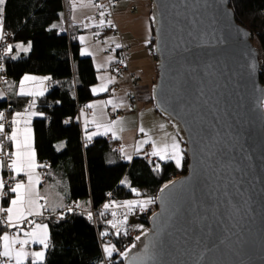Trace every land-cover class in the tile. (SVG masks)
I'll return each mask as SVG.
<instances>
[{"label":"water","instance_id":"water-1","mask_svg":"<svg viewBox=\"0 0 264 264\" xmlns=\"http://www.w3.org/2000/svg\"><path fill=\"white\" fill-rule=\"evenodd\" d=\"M149 20L152 104L187 164L119 260L264 264V86L252 35L229 0H150Z\"/></svg>","mask_w":264,"mask_h":264},{"label":"trees","instance_id":"trees-1","mask_svg":"<svg viewBox=\"0 0 264 264\" xmlns=\"http://www.w3.org/2000/svg\"><path fill=\"white\" fill-rule=\"evenodd\" d=\"M229 7L236 22L252 35L260 58L259 80L264 86V0H229ZM3 9V32L11 36L10 44L31 45L28 54L16 59L11 54L5 55L3 49L0 57L3 66L0 75L5 77L3 87L7 81L18 83L25 75H49L55 83L36 101L38 116L31 127L37 163L42 165L47 180L61 184L66 190L68 207L59 218L47 217L45 212L31 219L42 220L49 230L48 247L38 264H121L118 252L131 242L105 230L103 205H122L143 195L154 200L162 185L185 173L187 159L184 156L181 170L172 161L154 159L150 166L144 156L123 160L115 150L118 141L114 139L98 136L86 141L77 113L95 99L91 89L97 83V71L90 57L80 55L81 44L68 29L65 34L51 28L60 19L63 0H5ZM151 47L152 39L148 43V48ZM120 51L117 48V59ZM28 100V97H8L0 101V111L11 117L24 110ZM2 173L5 176V170ZM125 177L127 185L121 183ZM12 196L10 187H4L2 207L8 206ZM86 199L90 202L88 212L93 210L95 219L72 206ZM5 217L6 214L2 224L12 235L15 230L10 233ZM23 226L30 225L25 222ZM103 237L107 238L106 245L112 244L117 251L111 257L104 255V247L99 244ZM24 264L32 261L27 259Z\"/></svg>","mask_w":264,"mask_h":264},{"label":"crops","instance_id":"crops-1","mask_svg":"<svg viewBox=\"0 0 264 264\" xmlns=\"http://www.w3.org/2000/svg\"><path fill=\"white\" fill-rule=\"evenodd\" d=\"M66 1L67 0H63L64 9L61 13L60 19L58 21L54 22L51 25V28L58 29L61 32V30L63 29V21L65 20L66 24H67V29L69 30V32H71V34H73V38H76L79 41V43L81 44L80 35L82 33H84L83 32L84 30L83 31L80 30V29H82L80 27V24H81L80 22H77L75 20L71 21L70 19H72V16L68 17V11L66 10ZM132 1L133 0H126L125 7H127L129 4H131ZM94 3L96 5L102 4V6L100 8H103L105 6L104 0H100L99 3H96L94 0ZM121 6H122V1L119 0L117 8L115 7L116 9H114V21L116 24V28L119 31V36H115V38L119 39L118 44L120 45V47L123 46L126 50L127 62H128L127 63V66H128L127 70L128 71H122V70H119L116 68V64H117V54H116L117 48H116L115 49V57H114V60L110 63V66H112L111 72L114 74H117V75L109 78L107 85L104 87V89L101 92H99V94L97 91L95 93L93 92V89L95 88L94 86L91 89L92 95L95 98L103 97L104 101L103 100L96 101L95 103H93L94 107H92V108L88 107V105H90V103L87 104V106H85V109H81L79 111V113H77V118H78V122L80 124V128L82 131V136L86 141H91L93 138L98 137V136H104L107 139H114V140L118 141L115 150L118 152L120 157L123 160H127V159L131 160L133 157L138 156L137 155V141H138V139L136 141L135 135H139L140 124L142 123V119L143 120H150L151 123H155V125H157L159 127L163 126L161 128H162L163 132L166 134L167 133L169 134L170 129L167 127V125H165V123L160 121L161 119H158L155 117V115H154L155 113H151V107L149 104H147L148 101L144 102L147 99V92L148 91L151 92V86L156 81V76H157L156 74L152 73V74H150L149 77L141 78V76H142L141 63L145 62L150 66L151 65L154 66L156 63V58H155L152 50L150 48H148V43L153 38L152 37L153 33H152L150 40L148 38H146V41H148L147 44H144L145 41H143V39L140 43H135L134 39L132 37H129L124 32V29L122 26H121V28H119V26L117 24L118 22L116 19L118 17L120 20H125V19L129 20V18H135L136 13L130 15V13H129L130 11L127 12V11L123 10L122 8H119ZM125 7H123V8H125ZM132 9H133V7L130 6V10H132ZM93 18L94 17L92 16V19ZM93 21H94L93 31H95L97 29L96 26H98L100 23H98L99 21H97L95 19H93ZM70 24H72L71 25L72 27L70 26ZM68 30H67V32H68ZM114 43H116V41ZM27 46L28 45H25V47H27ZM29 51H27V52L18 51L13 46V51L10 54H11V56H14L15 54L16 55L18 54L20 56L21 54H28ZM105 55H110V53L109 54L105 53ZM25 76H23L21 80H23V78ZM27 76L35 77L36 79L25 81V83H24L25 90L35 92V91H39L42 89L43 95H45V93L47 92V88L45 86L44 76H36V75H27ZM114 77L118 78L119 79L118 81L123 80V79L124 80L127 79L128 84L126 83L127 84L126 87L121 88L122 89L121 92H119V89L116 86L117 85L116 83L118 81ZM20 81L16 84H12V83H9L7 81L3 87V84L5 83L4 82L2 84V86L0 87L2 89V92H0V101L6 100V99H8V97L12 98L14 96L28 97L29 98L28 103H26V107H25V109L28 110V113L25 115L27 116L30 113H36V115L31 116L30 122L26 125V127L30 129V132L28 133V135H29V139H30L31 148L35 153L34 133H33L32 127H31V122L33 121L34 118H36L38 116V113L35 109V103L43 95H35V96L18 95V93L20 91V87H21ZM41 81H42V83H41ZM139 81H141V82H139ZM128 85L130 86V89H131V91L129 93H128V88H127ZM110 88L115 89V91L111 95H108L107 93H108V90H110ZM132 97H135V100H136L135 107L129 106L130 109L127 110V112H126V113L130 114L128 117H130V120H132V123H133L132 124V130L130 131V133L132 135V139L129 140V139H125L123 137V133H121L118 126H121L123 119H124V114H125V112H121V111H124V109L121 107L122 106L126 107L129 100H130V103L132 105ZM128 98H129V100H128ZM33 100L35 101L34 105L32 104ZM106 101H111L112 103H105ZM149 102L152 103L151 98H149ZM140 105H143L141 109H140ZM25 109L20 110L19 112L24 113ZM132 111H134V112L136 111V114H133ZM16 113L17 112L13 113L11 115V117L5 116V119L7 118V121L10 123L8 126L9 135L11 134V126H10L11 125V119ZM103 118L108 122V125L105 128L106 129L105 132H98L97 128L99 127V123H98L97 119H103ZM0 123H2V121H0ZM18 127L21 129H23L25 127V124L23 123V119H22L21 123L18 125ZM113 133H115V136L113 135ZM89 136L91 137V139H88ZM141 136L143 138H146V141H149V140H151L153 142L155 141L153 133L144 132L141 134ZM0 148H1V145H0ZM9 148H10V154L16 150L14 147H12V144H10ZM145 157H150L152 159H156V160L160 161L159 159H157L156 156H145ZM35 162H36L37 167L34 170V175L36 177H38V179L41 180V182H42V184H40V186H39V187H41V189L38 190V198H44L45 199V202H43L41 204L39 203V201H37V204L40 205L38 210H39V212H41V210L44 209L43 206L45 204L47 212L49 213V215H54V214H56L57 216L61 215L63 213V211H65L68 207V204L66 202L65 195H64L66 190L61 188L62 187L61 184L46 179L45 172L41 168L42 165L37 163L36 154H35ZM8 163H10L9 160H8ZM4 168H5V163L0 159V181H3L4 176H3L2 171H4ZM12 174L16 178L15 182L13 183V186L17 181L23 182L24 184L27 181V177L23 173H20L19 175H16L14 173H12ZM42 177H43V179H42ZM42 190H43V192H42ZM2 197H3V193H2V196H0V207H2ZM13 198H15V193H13V196L11 199H13ZM9 206H10V202L8 203V207ZM72 206L75 207L76 209L81 210V211L88 212V210L90 208V202L88 199H86V200L78 202ZM4 214H6V216H7L6 212L0 213V220H3L2 215H4ZM30 217H34V216H30ZM4 225L5 224L0 223V229H1L0 235H3L5 232H7V230L4 229ZM15 233H16V231H15ZM18 248H19V246H18Z\"/></svg>","mask_w":264,"mask_h":264},{"label":"rangeland","instance_id":"rangeland-1","mask_svg":"<svg viewBox=\"0 0 264 264\" xmlns=\"http://www.w3.org/2000/svg\"><path fill=\"white\" fill-rule=\"evenodd\" d=\"M120 1H122V6L119 8H122L123 10H125L127 12L130 11L129 12L130 15L136 13V17L135 18H129V20H126V19L120 20L117 17L116 20L118 22L117 24H118L119 28H121V26H122L124 29V32L129 37H132L134 39L135 43H140L143 39V41H145L144 44H147L148 41H146V38H148L150 40L151 36H152V28H151V24H150V20H149L150 0H133L132 3L129 4L127 7H125L126 0H120ZM101 6H102V4L96 5L94 3V0H67L66 1V10L68 11V17L72 16V19H70L71 21L75 20L77 22H80L81 23L80 27L82 28L80 30L81 31L84 30L83 31L84 33H82L80 35V39L83 38V39H81L80 55L82 57H91L92 58L93 65L97 71V83L94 85V87L97 89L98 94L107 85L109 78L117 75V74H114L111 72L112 66H110V63L114 60L115 49L117 48L116 45L118 44V40H119V39L114 37V35L112 34L111 31L106 32L104 30V25L99 24L98 26H96L97 29L95 31H93V24H94L93 19L94 18L92 19V16L94 17V14L98 10L101 9L100 8ZM130 6L133 7L132 10H130ZM123 7H125V8H123ZM116 8H117V6H116ZM98 23H100V22H98ZM71 25L72 24H70V26ZM97 33H99V35H97ZM102 33H105V34L101 36ZM115 41H116V43H114ZM16 44L17 43L13 44V46L15 47ZM19 44H22L24 47H25V45H28L27 47L29 48V50L31 49L30 44H23V43H19ZM82 52H86L87 54H82ZM105 53H110V55H105ZM14 56L18 57L19 55L15 54ZM259 60H260V58H259ZM263 66H264V63H263ZM141 72H142L141 78L149 77L150 74H152V73L157 75L156 63L154 66H152V65L150 66L145 62L141 63ZM115 79L117 81L119 80L118 78H115ZM139 82H141V81H139ZM126 83H127V79L126 80H124V79L120 80L116 83L117 84L116 86L118 87L119 92L122 91V89H121L122 87H126V85L128 84V83L127 84ZM127 88H128V93H129L131 91L130 86L128 85ZM0 92H2L1 88H0ZM149 98H151V92L150 91L147 92V99L144 102L148 101L147 104H149L151 107V113H155L154 114L155 117L158 119H161L160 121L165 123V125H167V127L170 130H169V134L168 133L166 134L163 132L162 128L155 125V123H151L150 120H143L142 119V123L140 124V129H143L144 131L143 132L140 131L139 135H135L136 141L138 139V141H137V155L141 156V157L152 156L151 152L153 150V143L154 142L158 146H160V145H163L164 143H170L173 137L176 138L177 142L180 145V148L182 149V144L179 141V139L177 138L176 134L174 133L171 125L168 123V121L166 119L161 117L155 111L153 104L151 102H149ZM98 100L104 101V98L103 97L95 98L92 102H90V104L93 105V103H95ZM128 100H129V98H128ZM129 106H131L130 100L128 101V104L126 107L125 106L121 107L124 109V111H121V112H125V114H124L123 122H122L121 126H118V128L121 131V133H123V137L125 139L131 140L132 135H131L130 131L132 130V124L133 123H132V120H130V117H128L130 114L126 113L127 110L130 109ZM142 106L143 105H140V109L142 108ZM132 113L136 114V111L135 112L132 111ZM104 118L103 119H97V121L99 123V127L97 128L98 132H105V130H106L105 128L108 125V122L105 120L106 118L105 119ZM144 132L153 133L155 141L153 142V141L149 140L147 143H143V141H146V138H143L141 136V134ZM7 153H8V155H6V158H7V160H9L11 162L10 148L8 149ZM182 155H183V159H184L185 155H184L183 151H182ZM2 157H4V155L2 154L1 148H0V159L5 163V161L2 159ZM156 157L161 162L172 161L177 170H181L183 168V159L181 160V166L177 167L176 161L174 159L161 160L158 156H156ZM127 160H129V159H127ZM123 181H124L123 185H127V178L126 177L123 179ZM27 183H28V180L25 182V184H27ZM40 184H42V182L39 179H38V183L34 184V191H35V194L37 197H38V190L41 189V187H39ZM3 191H4V188L0 189V193H1L0 196H2ZM42 192H43V190H42ZM139 193H141V192L139 191ZM148 200H151V198L148 195H143V196H138V197L126 200V201H136L139 204V202H141V201H148ZM37 201H39V203L41 204V203L45 202V199L44 198H37ZM151 201H152V203L145 204L144 207L142 208L146 215H147V213H152V212L156 211L155 198H154V200H151ZM43 207H44V209L41 210L40 215H37L36 217L35 216L34 217H28V219L29 220L36 219L40 216H43L45 212L47 214V217H49L50 215L47 212L45 204ZM136 208H141V207L137 206ZM54 215H56V214H54ZM59 217H60V215L56 216V218H59ZM33 221L35 223L46 225V223H44L42 220H33ZM33 227H34V224H32L30 226H23L22 225V228L24 229V231H29ZM11 229H14L16 231L15 228H11ZM17 234L20 235L21 238H23V232H20ZM48 241H49V230H48V226H47V244H48ZM106 246H113V245L108 244ZM25 250L28 251L29 253H31L33 251H44V255H45L46 248H44L43 245H40V244H31L30 243V244L25 246ZM121 251L118 252V257H119V254L121 253ZM115 252H117V251H114L112 254H114ZM104 255L106 257H108L105 253H104ZM0 259H4V258H0ZM27 259H30L32 261L31 256H29Z\"/></svg>","mask_w":264,"mask_h":264},{"label":"snow or ice","instance_id":"snow-or-ice-1","mask_svg":"<svg viewBox=\"0 0 264 264\" xmlns=\"http://www.w3.org/2000/svg\"><path fill=\"white\" fill-rule=\"evenodd\" d=\"M5 4V0H0V41L5 39V34L3 33V5ZM104 13L101 12V16ZM105 21L103 19L100 20V25H103ZM110 23V22H109ZM99 35V33H97ZM83 39V38H81ZM30 47V46H29ZM117 48L120 47L119 44L116 45ZM15 49L18 51L27 52L29 50L28 47H24L22 44L17 43L15 45ZM13 51V46L9 44L6 48H4V54L8 55ZM82 54H87L86 52H82ZM12 59H16V56H12ZM2 65H0V69H2ZM35 77L25 76L23 80L20 81V91L18 95L26 96V95H43V90L39 91H26L24 88L25 81L35 80ZM42 83V81H41ZM97 89H93L95 93ZM35 101H32L34 105ZM105 103H112L111 101H106ZM89 108L94 107L93 105H88ZM28 113V110L25 109L24 113L17 112L11 119V134L9 135L5 131V124L0 123V137L4 140L11 141L12 147L16 150L11 153V162L7 164V168L14 174L19 175L23 173L28 180L27 184L23 182L17 181L14 186H10V191L15 193V198L11 199L10 206L7 208L0 207V213H7L6 223L9 229L15 228L16 233L9 235L5 232L3 235H0V264H7V262L14 261L15 264H24V261L31 256L32 264H38V262H42L44 259V251H33L29 253L25 250V246L28 244H40L43 245L44 248L48 247L47 244V226L39 223H35L33 220H29L28 217L40 215L39 207L37 204V196L34 191V184L38 183V177L34 175V170L37 167L35 162V153L31 148L30 139L28 133L30 129L26 127V125L30 122V118L36 113H30L27 116L25 114ZM5 119V113L0 111V121ZM23 119V123L25 127L23 129L19 128L18 125L21 123ZM163 127V126H161ZM140 131H144L140 129ZM115 136V133H113ZM88 139H91L89 136ZM148 141H143V143H147ZM8 155V153H4ZM152 156H158L161 160L165 159H174L176 161V166H181V160L183 159L182 149L180 148L179 143L176 138L173 137L170 143H164L163 145L158 146L155 142L153 143V150L151 152ZM15 179V176L12 177ZM121 183H124L122 181ZM5 187V182L0 181V189ZM167 187V185L165 186ZM163 191V189H161ZM135 192V189H133ZM138 195V193H136ZM152 203L151 200L148 201H125L122 205H111L105 204L104 209L107 210L110 207L119 206L127 208L131 211L133 208L139 206L141 208L144 207L145 204ZM103 215V213H101ZM113 217H115L116 213H112ZM32 225L34 227L29 231H24L22 225L25 224ZM4 220H0V223H4ZM113 227H116V224H112ZM23 232V238L20 237L17 233ZM103 235V234H102ZM137 240L140 237L136 238ZM19 245V248L16 247ZM134 247V245H133ZM130 250V249H129ZM104 253L111 257L112 253L116 251L113 246H105L103 249ZM121 255L126 256L127 251L121 253Z\"/></svg>","mask_w":264,"mask_h":264},{"label":"built area","instance_id":"built-area-1","mask_svg":"<svg viewBox=\"0 0 264 264\" xmlns=\"http://www.w3.org/2000/svg\"><path fill=\"white\" fill-rule=\"evenodd\" d=\"M96 3H99L100 0H96ZM105 6L98 10L94 14V19L99 21L103 19L105 21L104 30L111 31L114 36H119V31L116 28V24L114 21V9L118 5L119 0H104ZM101 12L104 13L103 16H101ZM110 22V23H109ZM4 33V32H3ZM61 33L67 34V24L66 21H63V29L61 30ZM5 34V39L3 41H0V57L2 55V51L4 48H6L11 41V36L7 33ZM120 53L118 55L116 68L122 71H128L127 66V54L126 50L123 46L120 47ZM109 54V53H106ZM115 68V67H114ZM45 86L47 89H51L54 87L55 83L52 80L51 76H45ZM5 77L3 75H0V86L2 85ZM115 89H110L108 91V95H111ZM135 97H132V107H135ZM80 109H85V106L83 105ZM79 109V110H80ZM6 116V115H5ZM2 123L5 124V131L8 132V126L9 122L7 121V118L2 121ZM0 143H1V152L4 155L2 159L5 161V176L3 177V181L5 182V187H10L15 182V179H12L13 174L11 171L7 168L8 160L6 158V155L4 153L8 152L9 146L11 141L4 140L2 137H0ZM146 163L150 166L153 165L154 159L150 157H145ZM43 179V177H42ZM4 195V191L2 192ZM115 212L116 215L113 217L112 213ZM155 212V211H154ZM147 213V215L144 213L142 208H133L131 211H129L127 208L114 206L110 207L104 212L102 222L103 226L105 227V230L113 235V236H123L124 238L128 239L130 242H132L134 239L139 237L143 232L147 231L149 229V218L154 213ZM93 219L95 217L94 211L90 210L88 213ZM3 218V215H2ZM146 219L148 223L146 222ZM145 220V221H144ZM27 223V221H26ZM115 223L116 227H113L112 224ZM8 228V226L6 225ZM10 233H13V229H9ZM107 238L103 237L99 239V244L103 248L106 246ZM7 264H13V262H7Z\"/></svg>","mask_w":264,"mask_h":264}]
</instances>
